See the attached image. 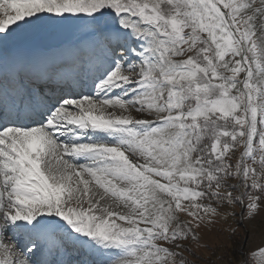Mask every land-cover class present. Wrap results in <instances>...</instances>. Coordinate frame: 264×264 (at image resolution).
<instances>
[{
	"label": "snow or ice",
	"instance_id": "6c2138e0",
	"mask_svg": "<svg viewBox=\"0 0 264 264\" xmlns=\"http://www.w3.org/2000/svg\"><path fill=\"white\" fill-rule=\"evenodd\" d=\"M218 223L264 264V0H0V264H218Z\"/></svg>",
	"mask_w": 264,
	"mask_h": 264
},
{
	"label": "rangeland",
	"instance_id": "374dc122",
	"mask_svg": "<svg viewBox=\"0 0 264 264\" xmlns=\"http://www.w3.org/2000/svg\"><path fill=\"white\" fill-rule=\"evenodd\" d=\"M237 155H239V152L237 153ZM237 211H239V209H237ZM258 221H259V217L257 218V223ZM227 227H228L227 224L218 223L215 227L212 228L211 231L204 230L202 232L203 239L201 243L206 242L209 245L218 246L219 250L217 251L216 256L213 257V259H216L218 261V264H224V261L230 259L232 256L231 252H229L228 255L225 256V249L226 248L230 249L232 247L231 242L228 239L227 231L224 232L217 231L218 228L227 229ZM260 238H261V232L259 228H257L256 232L254 233L252 244H250L249 246L251 247L254 246L255 244H258L260 242ZM193 251H196L199 255H201L205 261L209 259L208 252L205 249L197 248L195 245H193ZM185 255L188 254L185 253ZM221 257H223L224 260H220L219 258ZM189 259H193V257L189 256Z\"/></svg>",
	"mask_w": 264,
	"mask_h": 264
}]
</instances>
